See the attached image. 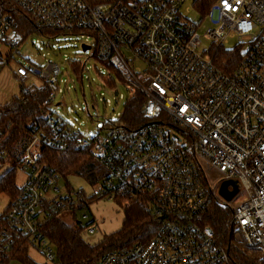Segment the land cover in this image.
Returning <instances> with one entry per match:
<instances>
[{"label": "built area", "instance_id": "obj_1", "mask_svg": "<svg viewBox=\"0 0 264 264\" xmlns=\"http://www.w3.org/2000/svg\"><path fill=\"white\" fill-rule=\"evenodd\" d=\"M184 1L15 0L31 17L29 34L0 9V44L9 48L7 59L41 30L79 35L88 46L79 62L81 78L91 57L104 60L121 77L127 99L142 96L135 124L117 112L104 116L93 136H85L60 114L62 102L56 99L66 89L59 65L17 61L13 77L24 90L34 87L25 86L31 74L46 84L52 131L33 132L19 158L24 180L0 212V264L19 262L9 255L18 238L53 264L54 246L42 231L52 212L76 211L82 234H94L97 224L87 199L124 196L142 199L160 220L158 229L145 242L102 253L93 264H235L220 241L231 227L235 238L241 234L264 257V0H212L205 12L195 0L202 15L198 23L184 16ZM206 18L210 25L202 35L210 45L200 49L198 27ZM232 37L237 43L227 48ZM219 48L239 54L228 71L216 62ZM3 56L0 50V69ZM135 60L143 66H135ZM110 75L108 70L106 78ZM39 143L89 150L105 172L91 195L61 190V175L41 161ZM225 180L237 187L230 200L218 192ZM240 192L246 199L233 203ZM211 200L229 210L220 231L201 221Z\"/></svg>", "mask_w": 264, "mask_h": 264}, {"label": "trees", "instance_id": "obj_2", "mask_svg": "<svg viewBox=\"0 0 264 264\" xmlns=\"http://www.w3.org/2000/svg\"><path fill=\"white\" fill-rule=\"evenodd\" d=\"M212 0H199L202 11H207ZM0 9L8 12L18 23L19 29L24 33H30L32 28L31 17L27 12L18 7L15 0H0ZM33 30V29H32ZM43 37L49 39L61 33L53 30L38 31ZM50 41V40H48ZM217 64L224 70H230L237 61L239 54L229 49L219 48L215 55ZM107 70L113 72L117 79L121 80L119 74L104 60H99ZM71 67L81 77V64L69 61ZM1 66V64H0ZM105 83L114 85L116 78L110 75ZM48 88L44 82L39 86L24 90L21 87L20 93L11 98L8 102L0 105V125L3 126V135L0 138V149H4L6 155L0 157L1 165L12 163L11 168L0 174V194H6L12 199L19 192V185L16 183V165H19V158L33 132L40 130L51 133L52 128L47 123V118L52 113L49 103L45 102ZM142 96L136 94L126 99L123 120L135 124L140 117V105ZM20 138L25 143L19 146ZM41 150V161L56 171L61 177L67 175L82 176L91 185L99 182L104 177V170L92 159L89 150L78 149L71 145L62 150L52 147L50 144L39 143ZM69 190L74 188L67 182ZM84 195L85 191L78 190ZM97 198L89 197L88 205ZM123 204L124 216L120 229L111 234L105 235L101 241L90 243L82 236V222H79L77 213L74 210L69 212L74 219L72 224L63 221L59 212H52L42 224V231L54 246L56 258L53 264H93L104 252L112 249H125L137 242H145L157 231L159 219L152 215L142 199L133 196L115 198ZM229 217V210L220 208L211 200L202 214L201 221L220 231L226 224ZM235 231L227 229L221 235L220 241L226 247L231 261L235 264H264V257L260 256L257 248L250 246L245 240H234ZM29 246L23 238L15 240V244L9 250L12 259L23 264H40L31 258Z\"/></svg>", "mask_w": 264, "mask_h": 264}, {"label": "rangeland", "instance_id": "obj_3", "mask_svg": "<svg viewBox=\"0 0 264 264\" xmlns=\"http://www.w3.org/2000/svg\"><path fill=\"white\" fill-rule=\"evenodd\" d=\"M194 1L185 0L181 9L184 16L198 23L202 15L196 10ZM209 25V19L206 18L198 27V33L201 35L200 49L208 48L210 45V41L206 40L202 35ZM32 40H34V44H32ZM83 41L84 39L79 35L72 34H60L48 41V38L35 32L24 39L19 46V54L15 55L14 59H7L9 48L4 44H0L1 53L4 55V64L0 69V105L20 93L22 85L15 81L13 77L17 61L24 65L34 63L40 67L51 61L59 65L61 71L59 78L63 80L61 85L66 89L65 93L60 94L56 99L57 102L60 100L62 102L59 105L60 114L71 124L76 125L85 136H93L101 127V121L104 116L111 117L117 112L124 111L127 89L113 72L111 74L115 76L116 83L114 85L106 84L107 68L101 62H96L92 57L85 63L87 68L82 71L83 78L74 73L66 59L77 63L84 61L85 55L81 46ZM236 43L237 38L232 37L228 39L225 45L227 48H233ZM134 65L142 67L143 63L140 60H135ZM41 82L38 76L31 74L25 82V86H39ZM120 94H122V97L119 96ZM62 95L63 97L61 98ZM24 141L25 139L20 138L18 141L19 146H22L25 143ZM11 166L12 163L10 162L5 165L0 163V174L11 168ZM210 178H213L216 184L218 183L219 178L214 171L210 172ZM23 180L24 173L21 167L16 165V183L20 185ZM67 182L74 190L82 189L87 195H91L93 191V186L82 176L70 174L65 178L61 177V190H65ZM229 187L232 188L231 185ZM245 199L246 195L240 192L233 198L232 202L238 203ZM9 201L10 198L6 194H0V212L8 206ZM87 211L97 224V230L94 234H82L83 238L90 243L101 241L105 235L118 231L122 225L124 216L123 204L117 202L115 198L98 197L89 204ZM59 216L68 224L74 222V219L71 218L67 211L60 213ZM233 238L239 242L244 241L241 234L236 238L234 235ZM29 254L32 259L40 264H52L45 262L34 249H30ZM13 264L23 263L19 261Z\"/></svg>", "mask_w": 264, "mask_h": 264}, {"label": "water", "instance_id": "obj_4", "mask_svg": "<svg viewBox=\"0 0 264 264\" xmlns=\"http://www.w3.org/2000/svg\"><path fill=\"white\" fill-rule=\"evenodd\" d=\"M81 46L83 50L88 48V46L84 44H82ZM229 185H231L233 188L230 191L227 189ZM236 191H237V187L235 182L231 180H225L221 182L218 192L225 200H230Z\"/></svg>", "mask_w": 264, "mask_h": 264}]
</instances>
